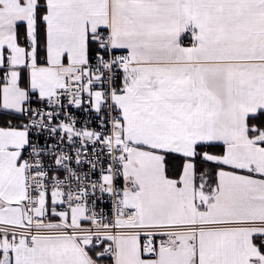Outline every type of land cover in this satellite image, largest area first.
Listing matches in <instances>:
<instances>
[{"label": "snow or ice", "instance_id": "obj_1", "mask_svg": "<svg viewBox=\"0 0 264 264\" xmlns=\"http://www.w3.org/2000/svg\"><path fill=\"white\" fill-rule=\"evenodd\" d=\"M0 264H264V0H0Z\"/></svg>", "mask_w": 264, "mask_h": 264}]
</instances>
